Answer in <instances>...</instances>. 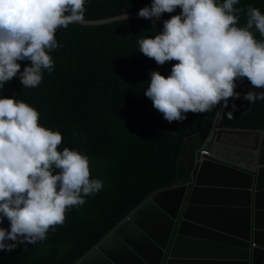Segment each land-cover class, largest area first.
Masks as SVG:
<instances>
[{
	"label": "trees",
	"instance_id": "trees-1",
	"mask_svg": "<svg viewBox=\"0 0 264 264\" xmlns=\"http://www.w3.org/2000/svg\"><path fill=\"white\" fill-rule=\"evenodd\" d=\"M216 2L219 5L224 0ZM151 3L152 0H86L84 19H105L126 12L138 15ZM243 3L264 11V0H239L234 7ZM180 13L177 7L160 18L169 20ZM245 23L240 16L235 26L244 27ZM162 30L161 23L140 18L95 26L70 24L66 29L61 26L55 34L61 46L49 53L55 67L51 73L44 71L42 86L25 88L18 73L0 89V98L22 100L37 110L39 125L59 131L68 149L87 155L90 179L104 182L103 189L86 197L84 205L67 209L65 223L53 226L55 231L50 228L47 239L35 244L20 243L11 252L0 251V264H74L151 193L190 180L195 153L210 133L218 105L212 112H189L183 121L169 123L143 95L151 80L150 72L157 71L167 78L172 66L179 63L173 60L158 65L139 51L138 39ZM257 40L264 37L259 33ZM17 63L21 72L31 66L28 60ZM235 84L234 89L239 91L254 88L246 77ZM251 103L240 104L231 98L224 113L232 111L233 104L237 111L233 119L224 115L220 125L264 133V100ZM139 114L145 115L144 122L135 132L129 130L125 121L132 122ZM65 146L58 145L57 151L62 152ZM0 227L9 229L7 218Z\"/></svg>",
	"mask_w": 264,
	"mask_h": 264
},
{
	"label": "clouds",
	"instance_id": "clouds-1",
	"mask_svg": "<svg viewBox=\"0 0 264 264\" xmlns=\"http://www.w3.org/2000/svg\"><path fill=\"white\" fill-rule=\"evenodd\" d=\"M238 3L152 0L138 11V17L151 20L181 9L164 21L161 32L137 40L139 51L158 65L179 62L167 78L150 72L143 94L169 123L183 121L189 112H212L218 105L219 126L238 129L220 125L224 115L233 119L237 111L233 104L224 113L228 101L264 100V40H257L259 33L264 37V11L244 3L234 7ZM85 5L86 0H0V89L18 73L25 88H40L44 71L55 67L49 53L61 46L57 29L90 21L84 19ZM240 16L246 19L244 27L235 26ZM23 60L31 66L21 72L17 61ZM244 77L254 88L234 89L235 81ZM38 120V111L22 100L0 98V224L9 221V229L0 227V251L47 239L50 228L55 231L53 226L65 223L67 209L84 205L86 197L104 187L103 180L90 179L89 157L68 149L59 131ZM60 144L67 147L62 152L57 151Z\"/></svg>",
	"mask_w": 264,
	"mask_h": 264
},
{
	"label": "water",
	"instance_id": "water-1",
	"mask_svg": "<svg viewBox=\"0 0 264 264\" xmlns=\"http://www.w3.org/2000/svg\"><path fill=\"white\" fill-rule=\"evenodd\" d=\"M131 18L140 17L74 23ZM218 118L188 183L154 191L74 264H264L263 132L221 128ZM195 249L227 258L197 260Z\"/></svg>",
	"mask_w": 264,
	"mask_h": 264
},
{
	"label": "crops",
	"instance_id": "crops-1",
	"mask_svg": "<svg viewBox=\"0 0 264 264\" xmlns=\"http://www.w3.org/2000/svg\"><path fill=\"white\" fill-rule=\"evenodd\" d=\"M256 103H251L252 105H255ZM190 257L200 260V259H212V260H217V259H226V256H219V255H215V254H209L206 252H202L198 249H195V251H193L191 254H189Z\"/></svg>",
	"mask_w": 264,
	"mask_h": 264
},
{
	"label": "rangeland",
	"instance_id": "rangeland-1",
	"mask_svg": "<svg viewBox=\"0 0 264 264\" xmlns=\"http://www.w3.org/2000/svg\"><path fill=\"white\" fill-rule=\"evenodd\" d=\"M144 120H145V115L144 114H139V115H137L136 117L133 118L132 122H127V120L125 122L128 124L129 130L131 129L132 131L135 132L139 128V126L142 125ZM108 123L110 125V116L108 117Z\"/></svg>",
	"mask_w": 264,
	"mask_h": 264
}]
</instances>
